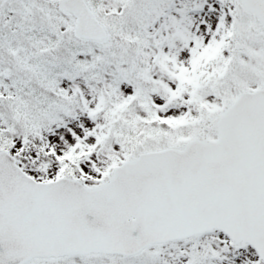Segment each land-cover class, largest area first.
I'll return each mask as SVG.
<instances>
[{
  "label": "snow or ice",
  "instance_id": "snow-or-ice-1",
  "mask_svg": "<svg viewBox=\"0 0 264 264\" xmlns=\"http://www.w3.org/2000/svg\"><path fill=\"white\" fill-rule=\"evenodd\" d=\"M0 264H264V0H0Z\"/></svg>",
  "mask_w": 264,
  "mask_h": 264
}]
</instances>
